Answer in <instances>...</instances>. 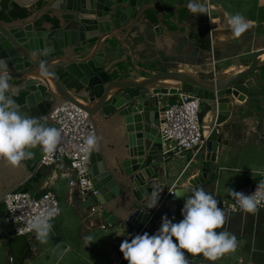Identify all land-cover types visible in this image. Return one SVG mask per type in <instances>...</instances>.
Masks as SVG:
<instances>
[{
    "label": "water",
    "instance_id": "1",
    "mask_svg": "<svg viewBox=\"0 0 264 264\" xmlns=\"http://www.w3.org/2000/svg\"><path fill=\"white\" fill-rule=\"evenodd\" d=\"M45 2L38 10L26 7L32 12L27 18L9 22L0 19V60L7 63L12 77L10 83L16 91L13 98L22 115L57 128L50 117L52 112L60 104L72 103L89 114L95 128L97 120L103 117L124 126L122 154L125 158L122 161L118 159L114 168L104 157L103 145L98 151L94 150L90 156V175L97 193L82 200L86 208H98L106 225L117 230L115 239L122 255L120 245L125 239L131 242L137 234H156L163 216L166 215L173 223L183 219L182 209L187 196H174L158 184L167 176L160 133L167 104L165 98L177 95L179 91L194 94L201 98L206 113L212 114L210 129H205V114L200 115L207 142L199 171L173 192L183 190L191 195L194 188H202L215 198L222 170L218 152L223 146V136L219 129L230 120L235 100L258 101L260 87L252 75L264 67V61L261 62L264 48L255 53L252 63L242 71L203 73L201 69L163 72L144 69L148 76L141 80L115 79L112 74L127 63L123 60V45L127 42H122L118 34L131 35L135 29L141 30L140 25H143L146 31L152 29L160 35L168 18L179 21V11L187 8L188 0ZM47 11L52 16L39 25ZM259 36L264 37V34ZM41 63L51 73L48 77L40 75ZM130 63L132 65V61ZM168 82L173 83L170 85ZM33 152L31 160L22 162V178L12 192L31 193L45 176L47 168L41 165L44 154L39 149ZM153 188L163 191L157 206L149 209L150 200L145 196H150ZM218 206L225 212L226 223L217 231L228 233L235 226V218L245 217L248 223L257 217L259 223L264 214V209L256 214H231L219 202ZM113 207L117 213L110 209ZM5 215L6 205L2 198L0 249L6 251L12 264H26L31 255V240L17 235L12 224H5ZM235 237L248 241L252 260L261 264L264 245L258 246V240L248 239L245 232ZM185 256L191 264L208 262L202 256L191 257L187 253ZM123 261V264H128L124 258Z\"/></svg>",
    "mask_w": 264,
    "mask_h": 264
},
{
    "label": "crops",
    "instance_id": "2",
    "mask_svg": "<svg viewBox=\"0 0 264 264\" xmlns=\"http://www.w3.org/2000/svg\"><path fill=\"white\" fill-rule=\"evenodd\" d=\"M12 1L38 10L39 3L45 4L47 0ZM199 2L210 6L207 15L194 16L187 8L181 9L179 21L173 17L168 18L165 30L160 35H156L152 29L146 31L147 28L143 25H140L141 30L135 29L131 35L118 34L122 42H127L123 45V60H127V63H123L122 69L115 71L112 76L115 79L141 80L148 76L144 69L160 72L201 69L203 73H230L246 69L252 63L255 53L264 48V37L259 36L264 34V0ZM237 13L252 22L250 28L239 38L233 36L225 15ZM47 16L51 17L52 13L47 11ZM263 61L264 57L261 59ZM252 77L260 87L258 101L250 103L248 100H235L230 120L219 129L223 136V146L218 152L222 170L215 197L219 203L232 198L228 189L236 191L240 186L253 181L264 183V67L257 70ZM168 83L172 85L173 82ZM176 99L177 97H166L165 102L171 103ZM202 113L205 114V129H210L213 116L207 114L205 109ZM97 125L104 157L115 168L117 160L122 161L125 158L122 154L124 126L104 117L97 120ZM205 154L206 152L202 153L192 162V153L165 158L167 176L160 179L158 184L166 187L168 191L177 189L186 179L198 173L199 162ZM51 172L53 171L48 173ZM22 174L23 165L13 167L6 160L0 159V199L17 186ZM46 176L31 192L33 196L42 194ZM69 180L70 177L67 176L54 180L52 187L58 195L62 213L52 223L54 230L48 243L39 242L35 234L29 237L32 250L26 264H123V256L115 239L117 230L106 225L98 208L93 212L83 205L76 191L70 187ZM62 202L65 204L63 208ZM110 209L117 213L115 207ZM257 219L256 217L246 223L245 217L235 218V226L230 233L236 236L245 232L248 239L258 240V246H263L264 214L259 223ZM88 236L93 237V243L87 246L85 237ZM236 240V251L224 254L214 264H257L252 260L251 247L247 248L248 241ZM7 264H12L10 257ZM205 264L213 262L208 261ZM261 264H264V256Z\"/></svg>",
    "mask_w": 264,
    "mask_h": 264
},
{
    "label": "clouds",
    "instance_id": "3",
    "mask_svg": "<svg viewBox=\"0 0 264 264\" xmlns=\"http://www.w3.org/2000/svg\"><path fill=\"white\" fill-rule=\"evenodd\" d=\"M186 7L194 16L207 15L210 9V6L199 0H188ZM225 15L236 38L242 36L252 24L239 13ZM39 72L43 77L51 75L43 63L40 64ZM11 79L7 63L0 60V159L6 160L13 167H20L22 162L34 157V149H39L45 155L54 153L61 142L62 133L60 129L48 127L38 119L21 114L20 106L13 98L16 91L10 83ZM100 140L94 133L89 134L84 140L83 152L91 154L94 150L98 151ZM262 189L264 183L257 186L252 195L232 189H228V193L243 212L256 214L260 204L256 197L261 194L264 198ZM162 191L153 188L150 196H145L150 200L149 209L157 206ZM169 193L178 197L187 196L182 209L183 219L173 223L165 215L156 234H137L131 242L125 239L120 245V251L128 264H191L185 253L191 257L202 256L214 264L224 254L236 251V237L226 231H217L226 223V216L213 195L202 188H194L191 195L183 190H169ZM59 213L58 206L46 208L27 221V230L34 231L39 242L48 243L54 230L51 221ZM85 243L87 246L93 243V237H85Z\"/></svg>",
    "mask_w": 264,
    "mask_h": 264
},
{
    "label": "built area",
    "instance_id": "4",
    "mask_svg": "<svg viewBox=\"0 0 264 264\" xmlns=\"http://www.w3.org/2000/svg\"><path fill=\"white\" fill-rule=\"evenodd\" d=\"M177 99L166 104V110L162 115L160 133L163 142V156L165 158L176 157L184 153H192L191 162L201 155L206 148L207 137L203 131L200 120L202 113V101L198 96L179 91L171 96ZM51 120L61 130V142L56 151L42 158L41 165L47 168L44 190L40 196L31 193L8 192L3 201L6 205V215L3 222L12 224L17 235L30 237L34 231L27 230V221L38 215L46 208L58 206L60 213L51 223L60 217L62 210L56 191L52 185L60 176L70 177L69 185L76 191L78 197L86 200L91 195H96L92 184L90 168V156L83 152L84 140L89 134L94 133V127L89 120V114L72 103H63L57 106L51 114ZM53 171L50 174L49 171ZM67 172V173H66ZM261 182L240 186L236 192L252 195ZM173 191V190H171ZM264 194V189L261 190ZM260 200L258 209H264V198L258 194ZM229 213L243 212L235 199L220 202ZM95 212L96 208H92ZM106 227V225H104Z\"/></svg>",
    "mask_w": 264,
    "mask_h": 264
},
{
    "label": "trees",
    "instance_id": "5",
    "mask_svg": "<svg viewBox=\"0 0 264 264\" xmlns=\"http://www.w3.org/2000/svg\"><path fill=\"white\" fill-rule=\"evenodd\" d=\"M44 5L43 2L39 3V8ZM32 14V12L26 8L22 7L12 0H1V10H0V19L5 21L18 20L22 18H27ZM50 17L47 15L39 20V25H41L45 20H49ZM260 181H253L252 183H257ZM262 183V182H261ZM250 184V183H248ZM247 185V184H244Z\"/></svg>",
    "mask_w": 264,
    "mask_h": 264
},
{
    "label": "rangeland",
    "instance_id": "6",
    "mask_svg": "<svg viewBox=\"0 0 264 264\" xmlns=\"http://www.w3.org/2000/svg\"><path fill=\"white\" fill-rule=\"evenodd\" d=\"M62 203L64 204V202H62ZM63 204H62V208H63V206H65V204L64 205ZM5 252L6 251H4L3 249H2V251L0 249V264H7V263H9V257L5 254Z\"/></svg>",
    "mask_w": 264,
    "mask_h": 264
},
{
    "label": "flooded vegetation",
    "instance_id": "7",
    "mask_svg": "<svg viewBox=\"0 0 264 264\" xmlns=\"http://www.w3.org/2000/svg\"><path fill=\"white\" fill-rule=\"evenodd\" d=\"M94 134L96 135V136H98L99 137V134H98V125H97V127L95 128L94 127ZM102 145V142L100 141V144H99V146H101ZM121 202V201H120ZM119 202V203H120Z\"/></svg>",
    "mask_w": 264,
    "mask_h": 264
}]
</instances>
